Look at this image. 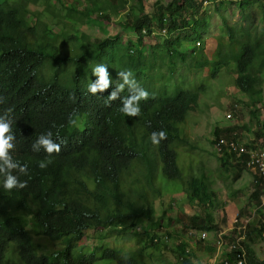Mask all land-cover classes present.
<instances>
[{
	"label": "trees",
	"instance_id": "1",
	"mask_svg": "<svg viewBox=\"0 0 264 264\" xmlns=\"http://www.w3.org/2000/svg\"><path fill=\"white\" fill-rule=\"evenodd\" d=\"M99 1L90 0L92 11L109 7L113 13H120L122 3H126L125 0L119 3L104 0L103 5H98ZM162 2H156L155 13L147 14L143 1L139 0L141 14L130 22L131 29L140 32L142 26L150 27L153 21L158 24L170 21L171 26L183 27L187 24L183 19L185 14L196 4L195 0H169L167 5ZM257 2L237 0L241 19L229 22L223 16L222 27L227 39L220 37L212 58L201 53L202 69L210 70L211 77L216 78L225 71L235 73V83L248 96L252 107L264 94V8L262 18L258 19L253 9ZM26 7L0 0V97L4 100L0 103V115L11 109L9 118L15 147L10 155L20 165H27L26 175L12 170L20 181L27 182L23 189L5 190V175L0 174V264H8L9 259L19 264H96L107 258L115 259L117 264H145L114 249H106L99 256L82 242L92 229L119 227L124 230L142 218L153 221L154 201L163 193L156 185L159 170L171 182L182 181V190L199 208V212L190 216V226L216 234L221 227L210 212L217 200L214 180L205 172L183 180L176 147L178 141L186 139L181 135L180 124L198 106L199 93L163 88L155 92L158 95L149 93L147 100L140 101L138 117H127L119 111L122 99L130 94L127 87L114 101H108L117 84L111 80L107 90L95 95L83 89L84 75L91 71L88 63L113 54L116 42L110 38L92 41L84 34L83 42L79 43L69 34L63 36V45H59L57 36L49 34L48 27L28 22L24 16ZM196 13L198 10L193 13L194 17ZM209 21L202 16L203 30L208 29ZM65 42L72 48L71 52L64 50ZM133 46L135 50L139 48ZM175 53L179 54L177 50ZM45 63L54 69L51 77L43 70L44 77L41 76ZM130 67L134 73L139 71L137 65L131 63ZM62 80L71 82L64 84ZM207 81L202 82V89L206 88ZM234 108L235 113L240 111L239 106ZM73 114L77 118L76 126L68 123ZM262 129L260 135L264 136V123ZM49 130L53 141L61 145L60 153L48 156L43 148L32 151L31 145L38 136ZM161 130L167 133V139L158 146L153 145L151 134ZM215 133L216 138L221 136V131ZM250 145L247 146L256 147ZM215 153L222 166L233 163L227 153L221 156ZM245 156L235 164L237 172L233 178L236 180L247 168ZM42 160L50 161L43 169L39 167ZM255 174L253 195L259 198L257 211H264L260 199L264 176L260 172ZM241 213L238 218H242ZM252 221L245 228L247 235L248 228L254 226V223L250 225ZM257 227L254 230L264 236V212ZM146 234L149 235L147 230ZM35 236H44L63 247L50 254L40 253L34 245ZM169 238V234L163 239L156 232L150 236L149 245L161 250L167 247ZM211 240L202 243L211 242L207 247L214 251V240ZM186 248L187 243L179 241L175 253L182 263L189 264L188 257L193 253ZM247 254L251 263L264 264V261L253 262L251 253L247 251ZM214 264L223 263L218 260Z\"/></svg>",
	"mask_w": 264,
	"mask_h": 264
},
{
	"label": "rangeland",
	"instance_id": "2",
	"mask_svg": "<svg viewBox=\"0 0 264 264\" xmlns=\"http://www.w3.org/2000/svg\"><path fill=\"white\" fill-rule=\"evenodd\" d=\"M103 1L100 0L98 5H103ZM110 1L119 3L120 0ZM142 1L145 5L144 13H146L154 11L158 0ZM162 1L164 5L169 2V0ZM9 2L27 6L24 16L27 17L28 22L32 24L38 22L41 28L48 27L49 34L57 36L59 45H63L61 41L63 36L69 34H73L74 39L77 38L79 43L83 42L82 35L84 34L92 41L109 36L117 37V46L112 57L118 56L116 52L125 50L128 54H133L128 52V47L134 43L132 42L133 33L130 22L141 14L138 0H126L125 7L120 13H113L109 7L104 11L94 12L90 8L93 6V2L90 0H9ZM202 4V16L210 19L208 29H202L204 32L202 53L212 57L220 37L227 39L225 29L222 27L223 16L227 17L229 22L237 21L241 19L240 10L237 0H202ZM263 8L264 0H259L254 5V14L258 19L262 18ZM96 10L98 9L96 8ZM262 29H264L263 24ZM159 39L160 37L156 35L152 39L146 37L145 41L147 42L145 44L141 42L140 47L138 46V49L143 46V50H141L143 55L140 58L150 66L145 69V72L151 74L153 79L158 81V76L161 73V80H165L166 85L178 86L184 81L191 88L190 82H192L197 84L194 89L200 87L201 81L208 79L206 88L201 89L200 106L191 111L187 120L182 124L181 132L186 139L183 142L178 141L176 144L183 180L194 175L200 176L202 172L214 180L217 200L211 206L213 208L210 209V212L215 221L221 225V229H227L224 226L226 225L224 205L228 200L236 202L242 208L240 214L242 218H252L253 221L250 225L254 223V226L248 228L244 244L247 251L251 253L253 262H263L264 236L254 230L260 224L264 212L263 210L257 211L259 198L253 195L256 189V174L252 169L246 168L239 179L233 178L237 172L235 163L222 166L220 157L213 150L212 141L217 137L216 130L221 131V137L230 136L233 132L238 131L239 139L242 142L248 146L256 145L253 149L264 151V141L262 145L264 136L260 135L263 132L262 125L264 123V94L254 107L250 106L248 96L235 83L234 72L225 71L213 78L210 76V70H195L193 67H189L192 65L191 61L196 59L195 53H190L183 60L178 57L173 60L171 54H167L168 51L164 50L162 45L158 46ZM86 41L85 39L84 42ZM72 45L75 47V44ZM71 49L70 45L67 46L65 42L64 50L71 52ZM112 57L105 55L98 61L88 63V66L93 69L98 64H104L109 77L117 76L121 67ZM184 61L188 66L182 63ZM171 66H173L172 71L169 69ZM42 70L47 77H51L54 73V69L51 70L46 63L41 69V76L44 77ZM171 72H173L172 75ZM92 73L93 71H90L87 75ZM70 74L72 77V71ZM62 82L70 84L71 80L70 82L62 80ZM139 82L151 95H158L151 90V81L143 73L142 68L139 70ZM235 106H239L240 109L237 113H235ZM230 113L232 117L228 116ZM178 184H180L179 187ZM182 184L180 180L169 181L161 170L156 185L163 189V193L154 201L153 221L148 222L147 219L142 218L137 220L135 225H130L124 230L119 227L92 229L82 243H85V247L89 251L95 250L99 256L106 249H114L125 256L135 257L145 264H184L175 253L177 242L183 239L193 253L191 257H188L189 264H214L216 252L209 251L207 247L211 245V242H208L209 244L202 243L199 239L190 237L188 234L187 228L191 227L190 216L200 210L182 190ZM138 226L140 230H135ZM146 230L149 235L146 234ZM232 230L233 228L226 231L232 234ZM156 232L158 235L159 233L169 234L170 241L166 248L156 250L149 245L150 236ZM209 236L210 239L214 238L212 232ZM34 245L40 253L46 254L63 247L59 242H51L44 236H35ZM107 259H100L96 264H117L115 259ZM8 264L19 263L9 259Z\"/></svg>",
	"mask_w": 264,
	"mask_h": 264
},
{
	"label": "clouds",
	"instance_id": "3",
	"mask_svg": "<svg viewBox=\"0 0 264 264\" xmlns=\"http://www.w3.org/2000/svg\"><path fill=\"white\" fill-rule=\"evenodd\" d=\"M195 1H196V4H195L194 9L192 11H190L189 13H186L185 18H183L187 21V24L183 27L171 26L170 21L166 22V23L163 22L161 24H158L157 21H153L150 27L142 26L140 32L135 33L131 29V31L133 33V36H132L133 41L132 42H134V43L132 44V46L128 45L129 46L128 52H131L133 54H128L127 50H125L124 52H116L118 56L112 57V54H111V57L113 59H115L116 62L121 67V70L118 72V75L114 76V77H109L107 67L104 64H98L93 69L90 67L91 71H93V73L91 75H87V76L84 75L85 78L83 80V89L87 90L91 94L95 95L98 92H103V91L107 90L111 84V81H113L117 84H116L114 90L108 96V101H114V100L119 98V94L121 92H123L125 90V88L127 87V90L130 94L127 97L122 99V101H121L122 107H120L119 111L127 117H138L140 115V112H141V108L139 106V103L141 100H147L149 98V92L139 82V71L137 73H134L132 71L131 67H130V69L128 68V65H130L132 63V65H137L139 67V70L142 68L143 73H145L148 77V80L151 81L150 88L154 92H159L163 88H168L169 90L174 89V88H179V89H184V90H189V91L191 90L192 92L199 93L198 104H197L198 105L197 107H199L201 104L202 81H201L200 87L197 89H194L195 87H197V84L192 83V82H190L191 88H189L187 86L186 82H184V81L182 82V84H180L178 86L166 85L165 84L166 81L161 80V78H162L161 73L158 76L159 80L156 81L155 79L152 78L151 74L145 72V69L147 67H150V66H148L145 63V61H143L140 58V56L143 55V52H140L139 51L140 49L135 50V47L133 46V45H136V47H138V46L140 47L141 42H143L144 44H145V42H147V41H145L146 37H150L152 39L156 35L157 37H160V39L158 41L160 43L158 44V46L162 45L164 50L168 51L167 54H171L173 60H175L176 57H178V59L183 60L184 58H187V56L190 53H195L196 59L191 61L192 65H189V67H191V68L193 67L195 70L202 69V54L201 53H202V48H203L202 47V35L204 32H202V5H201V7L198 5L200 3L202 4V0H195ZM138 2H139V0H138ZM125 4L126 3H124V4L122 3V6L124 5L122 8L125 7ZM143 5H144V3H143ZM144 7H145V5H144ZM198 7L200 9H197ZM122 8H121L120 12L123 11ZM197 10H198V13H196V17H194L193 13H195V11H197ZM154 11H155V8H154ZM154 11L146 12V13L152 14V13H155ZM140 12H141V10H140ZM133 20H135V19H133ZM102 38L103 39L110 38L112 40H115L113 42L117 41V37L115 38V37L105 36ZM139 39L141 41H139ZM149 43H150V41H149ZM157 43H155V44H157ZM165 43H168V45ZM115 45H117V44L115 43ZM142 48H143V46H142ZM176 50L179 52V54L175 53ZM104 56L105 55H103L97 59H94L89 64L93 63L94 61H98L100 58H102ZM207 57L212 58L209 56H207ZM182 63H184L186 65L185 61ZM173 66H171L169 68L170 71H172ZM186 66H188V65H186ZM172 74H173V72H171V75ZM68 76L71 78L70 73H68ZM169 80H172V79H169ZM173 80L175 81V79H173ZM3 102H4L3 98L0 97V103H3ZM191 111H193V110H191ZM10 112H11V109H8L5 111V113L3 115H0V174L5 175V179L3 181V188L5 190H8V191H11L14 188L23 189V188L27 187L26 181L22 182L18 179V177L16 175L12 174V170H18L20 174L26 175L27 174V165H20L19 163L15 162L12 159V156L10 155V151L12 149H14V147H15V144H14L15 136L12 134V129H11L12 121L9 118ZM189 113H188V115H189ZM188 115L186 117V120L188 118ZM228 116L232 117V114L230 113ZM68 123L72 126L77 125V118H74V114L69 116ZM182 124H180L181 128H182ZM235 132L238 134V131H235ZM181 135H182V132H181ZM52 136H53V133L50 130L47 133L40 134L38 136V138L36 139V141L31 145L32 151L39 152L41 150V148H43L44 151L48 154V156H51L53 153H57V154L60 153L61 145L59 143L54 142L52 139ZM165 139H167V133L163 130L158 131V132H153L150 136V140H151L152 144L157 145V146L161 143V141H163ZM215 139H218L217 141H219L221 139L227 140V137H221L220 136L219 138H215ZM262 143H263V140H262ZM215 144L216 143L213 144V150L217 151L215 149ZM219 155L221 156L220 153H219ZM48 163H50V161L46 162V161L42 160L39 162V167L41 169L46 168ZM235 164H237V163H235ZM249 169H251V168H249ZM160 174H161V172L159 170L157 173L158 178L160 177ZM192 228L193 227L187 228V229H190V230H188L189 236L199 239L198 233L201 232L202 229H196V228L192 229ZM135 230H140V227L139 226L136 227ZM192 230L196 231L195 234L190 233ZM159 237L166 239L167 234H160L159 233ZM182 240L183 239H180L179 241H182ZM200 241H202V240H200ZM190 250L191 249L189 247L186 248V251L189 252Z\"/></svg>",
	"mask_w": 264,
	"mask_h": 264
},
{
	"label": "built area",
	"instance_id": "4",
	"mask_svg": "<svg viewBox=\"0 0 264 264\" xmlns=\"http://www.w3.org/2000/svg\"><path fill=\"white\" fill-rule=\"evenodd\" d=\"M238 134L234 132L231 140L221 139L216 142L215 149L221 155L227 153L230 155L233 163H237L241 157L248 155L245 163L248 168L254 172H260L264 176V151L248 147L247 144L239 141ZM261 206L264 205V192L260 196ZM252 220L251 217L234 218V229L236 233H227L226 230L220 229L214 234V251L216 252L215 263L218 261L223 264H253L248 259L244 240L246 237L245 228ZM210 232L202 230V241L210 238Z\"/></svg>",
	"mask_w": 264,
	"mask_h": 264
},
{
	"label": "crops",
	"instance_id": "5",
	"mask_svg": "<svg viewBox=\"0 0 264 264\" xmlns=\"http://www.w3.org/2000/svg\"><path fill=\"white\" fill-rule=\"evenodd\" d=\"M240 211H242V208L239 205H237L236 202L228 200L225 203V205H224V213H225L224 217L226 219V225H224V226L227 228L225 230H231L234 227V218L236 217V215Z\"/></svg>",
	"mask_w": 264,
	"mask_h": 264
},
{
	"label": "bare ground",
	"instance_id": "6",
	"mask_svg": "<svg viewBox=\"0 0 264 264\" xmlns=\"http://www.w3.org/2000/svg\"><path fill=\"white\" fill-rule=\"evenodd\" d=\"M195 232H196L195 230H192L190 233L195 234ZM198 238H199L200 240H202V231L198 233Z\"/></svg>",
	"mask_w": 264,
	"mask_h": 264
}]
</instances>
